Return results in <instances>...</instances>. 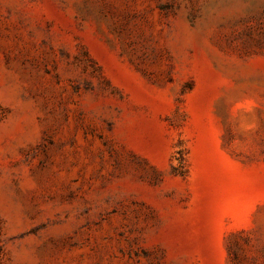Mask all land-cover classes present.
I'll return each mask as SVG.
<instances>
[{
    "label": "rangeland",
    "instance_id": "rangeland-1",
    "mask_svg": "<svg viewBox=\"0 0 264 264\" xmlns=\"http://www.w3.org/2000/svg\"><path fill=\"white\" fill-rule=\"evenodd\" d=\"M0 264H264V0H0Z\"/></svg>",
    "mask_w": 264,
    "mask_h": 264
}]
</instances>
